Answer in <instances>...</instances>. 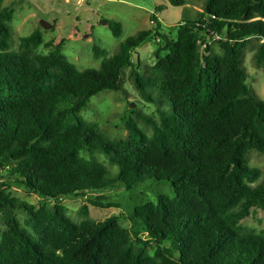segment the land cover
<instances>
[{
	"label": "trees",
	"instance_id": "1",
	"mask_svg": "<svg viewBox=\"0 0 264 264\" xmlns=\"http://www.w3.org/2000/svg\"><path fill=\"white\" fill-rule=\"evenodd\" d=\"M4 1L0 216L7 228L0 239V264H264V232L243 224L264 211V182L255 186L264 170L248 159L253 150L264 155V99L249 85L244 66L254 40L259 42L256 63L264 64V0H206L197 17L166 33L158 6L150 17L153 27L122 41L114 55L103 53L99 68L85 69L63 52L64 39L47 41L41 28L12 49L15 10ZM112 28L119 37L121 24ZM150 38L157 44L156 62L142 70L132 53ZM213 41L221 53L213 52ZM42 46L52 49L41 52ZM95 52L100 56L96 47ZM126 68L141 97L156 105L157 117L139 115L153 128L151 136L130 119L127 138L113 139L81 115L105 90L128 94ZM9 179L38 195L39 204L14 195ZM149 180L168 183L175 196L143 199L130 227L119 214L99 221L91 217L89 204L119 207L101 197L88 199L80 220L63 203L89 190H133ZM20 212L28 215L32 232Z\"/></svg>",
	"mask_w": 264,
	"mask_h": 264
},
{
	"label": "rangeland",
	"instance_id": "2",
	"mask_svg": "<svg viewBox=\"0 0 264 264\" xmlns=\"http://www.w3.org/2000/svg\"><path fill=\"white\" fill-rule=\"evenodd\" d=\"M206 0H186L184 6H175L170 0H85L79 4L78 0H5V6L14 7V19L11 22L13 37L11 39L12 49L19 48L22 37L29 36L36 29L41 28L45 40L52 39L65 40L63 52L68 59L76 64L80 69L99 68L104 58L103 53L114 55L120 49V44L128 37L135 35L141 30L153 27L151 15L158 6L163 10L157 12V16L162 23V31L173 30L183 19L195 18L200 11L204 10ZM108 20V23H102ZM42 21L53 24L51 28H44ZM116 22L121 24L122 33L115 36L112 25ZM173 28V29H172ZM259 42L252 41L245 52L244 66L249 78L248 83L257 93L258 97L264 99V64L258 65L255 54ZM213 52L221 53L222 50L217 41L212 42ZM95 47L101 52L96 55ZM157 44L150 38L143 45L133 51V60L141 64L142 70L148 69L156 62L154 51ZM52 47L42 46L41 52H48ZM169 51H164L166 55ZM123 85L128 92H117L105 90L95 95L89 101L88 107L81 112L82 117L89 121L98 122L103 130L113 139H124L129 135L127 122L134 119L139 127L149 136L153 134V128L141 116L150 115L157 117L156 105L146 101L136 90L131 79V68H126L123 74ZM158 99L161 98L159 91H153ZM166 100V99H165ZM164 108L171 111V104L164 102ZM134 109L136 112H134ZM98 158L110 167L109 160L104 155ZM249 164L264 170V155L253 150L248 155ZM114 173L117 167L113 166ZM6 182L11 186L14 195L21 197L33 204L38 205L40 197L32 194L23 184L9 179ZM264 182V176L255 184ZM159 194L175 196L172 187L168 183H159L149 180L142 186L133 190H126L123 187L89 190L85 195L68 196L63 199L64 205L69 209V215L75 220H80V208L89 204L88 199L101 197L104 202L111 201L119 207L100 208L89 204L91 217L96 220H105L108 217L119 214L122 223L130 227V220L134 208L143 199L157 201ZM24 226H26L28 215L19 213ZM244 226L256 232H264V211L258 210L243 221ZM7 226L0 216V239Z\"/></svg>",
	"mask_w": 264,
	"mask_h": 264
},
{
	"label": "water",
	"instance_id": "3",
	"mask_svg": "<svg viewBox=\"0 0 264 264\" xmlns=\"http://www.w3.org/2000/svg\"><path fill=\"white\" fill-rule=\"evenodd\" d=\"M102 23H108V20H103ZM42 26L46 29L53 27V24L46 21H42Z\"/></svg>",
	"mask_w": 264,
	"mask_h": 264
},
{
	"label": "built area",
	"instance_id": "4",
	"mask_svg": "<svg viewBox=\"0 0 264 264\" xmlns=\"http://www.w3.org/2000/svg\"><path fill=\"white\" fill-rule=\"evenodd\" d=\"M85 2V0H78L79 4H83ZM215 40H220L221 36L219 34H215L214 35Z\"/></svg>",
	"mask_w": 264,
	"mask_h": 264
},
{
	"label": "crops",
	"instance_id": "5",
	"mask_svg": "<svg viewBox=\"0 0 264 264\" xmlns=\"http://www.w3.org/2000/svg\"><path fill=\"white\" fill-rule=\"evenodd\" d=\"M70 1H72V0H67V2H70Z\"/></svg>",
	"mask_w": 264,
	"mask_h": 264
}]
</instances>
